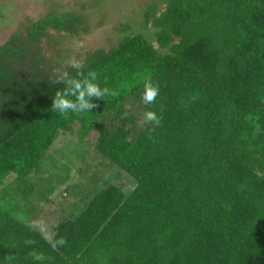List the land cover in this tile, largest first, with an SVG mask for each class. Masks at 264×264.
I'll list each match as a JSON object with an SVG mask.
<instances>
[{"label":"trees","instance_id":"1","mask_svg":"<svg viewBox=\"0 0 264 264\" xmlns=\"http://www.w3.org/2000/svg\"><path fill=\"white\" fill-rule=\"evenodd\" d=\"M144 23L163 53L136 34L67 70L76 79L95 72L117 93L92 98L86 114L54 111L64 85L21 76L11 63L26 48H0V186L15 176L28 197L29 178L74 124L79 143L97 131L95 152L134 182L127 193L93 190L51 239L0 209V264H264V0H158ZM49 31L87 28L75 14L50 13L27 28L28 41L37 47ZM148 82L158 87L152 103L142 100ZM129 98L160 126L149 122L135 138L103 131L106 115L134 123Z\"/></svg>","mask_w":264,"mask_h":264},{"label":"rangeland","instance_id":"2","mask_svg":"<svg viewBox=\"0 0 264 264\" xmlns=\"http://www.w3.org/2000/svg\"><path fill=\"white\" fill-rule=\"evenodd\" d=\"M157 1L0 0V48L10 42L15 48H26L23 60L11 63V67L40 84L49 83L70 69V61L82 64L96 51L109 53L123 38L136 34L146 36L153 47L163 53L155 41L151 23H144L147 7ZM50 13L75 14L84 19L87 31L76 35L49 31L35 47L28 41L27 28ZM123 108L127 116L134 117L132 125L119 123L112 115H106L101 120V129L111 135L121 127L129 138H135L150 122L145 120L147 111L133 98L125 101ZM78 130V124H74L71 131L59 133L40 174L28 180L32 186L28 197H22L15 176H10L0 186V209L36 227L46 239L52 238L57 222L83 208L96 188L116 184L127 193L134 186L133 180L95 152L97 131L79 143ZM41 222L46 227L45 232L40 230Z\"/></svg>","mask_w":264,"mask_h":264},{"label":"clouds","instance_id":"3","mask_svg":"<svg viewBox=\"0 0 264 264\" xmlns=\"http://www.w3.org/2000/svg\"><path fill=\"white\" fill-rule=\"evenodd\" d=\"M71 68L79 70L83 65L77 61L72 60L69 62ZM81 76V79L71 77L67 71L59 74L56 79V84H63L64 88L59 89L51 103V107L54 111L65 115L69 112L86 114L89 113L96 105L93 103V99L103 100L106 96H114L117 93L107 87L101 88L96 83L97 74L95 72H89L87 76H83L82 73H77ZM158 95V87L154 86L151 82L146 83L142 100L144 103H152L155 101ZM145 120L150 121L153 127H159L161 124V117L157 116L153 112L145 113ZM40 230L46 231L45 225L41 222ZM66 240L60 238L58 240L51 241V247L57 248L63 246ZM11 259V258H6Z\"/></svg>","mask_w":264,"mask_h":264}]
</instances>
